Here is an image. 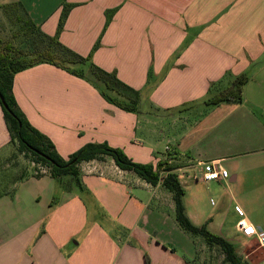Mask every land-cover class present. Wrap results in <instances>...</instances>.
I'll return each mask as SVG.
<instances>
[{"label":"crops","instance_id":"obj_1","mask_svg":"<svg viewBox=\"0 0 264 264\" xmlns=\"http://www.w3.org/2000/svg\"><path fill=\"white\" fill-rule=\"evenodd\" d=\"M16 1L49 36L71 6L58 40L92 52L95 65L140 94L130 113L51 64L17 72L19 109L59 155L107 143L132 161L167 164L189 220L231 242L248 264H264V246L237 229L243 216L264 231V0H51L52 14L51 1ZM241 74L242 101L208 103ZM11 146L0 106V160ZM209 162L228 177L203 182ZM207 250L178 226L160 183L107 157L80 163L78 182L29 173L0 192V264H208Z\"/></svg>","mask_w":264,"mask_h":264},{"label":"trees","instance_id":"obj_2","mask_svg":"<svg viewBox=\"0 0 264 264\" xmlns=\"http://www.w3.org/2000/svg\"><path fill=\"white\" fill-rule=\"evenodd\" d=\"M70 8L69 5L63 7L56 33L49 36L31 20L19 1L11 0L0 5L9 23L18 25V29L12 32V37L21 34L28 39L30 45L29 50H25L15 46L12 37L0 39V106L10 135V143L16 147L18 154L29 155L32 163L46 167L47 174L59 181L69 176L78 182L80 163L107 157L112 159L120 170L131 172L152 186L160 183L172 195L175 221L183 231L193 238H201L209 251L219 250L224 264H248L231 242L208 231L205 224L196 226L189 220L183 205L184 189L178 176L167 164L154 167L150 163L132 161L122 149L111 147L107 143H87L72 153L68 159H64L56 151L51 140L35 129L19 109L13 94L14 75L31 66L48 63L76 77L87 78L99 88L104 100L118 109L138 113L140 94L137 90L122 82L115 72L106 71L95 65L92 62V52L87 56L79 55L58 40V34L63 28ZM247 81L248 77L245 74L235 77L230 86L216 93L208 103L215 105L221 102L242 101V91ZM101 85L104 90L101 89Z\"/></svg>","mask_w":264,"mask_h":264},{"label":"rangeland","instance_id":"obj_3","mask_svg":"<svg viewBox=\"0 0 264 264\" xmlns=\"http://www.w3.org/2000/svg\"><path fill=\"white\" fill-rule=\"evenodd\" d=\"M3 1L4 0H0V5L3 3ZM47 1H51V0H47ZM56 1L53 2L51 1L49 6H47L46 8L50 14L54 13L55 8L52 7L55 5ZM17 29H18V25L13 24L11 22L9 23V21L3 14L2 10L0 9V39L1 40L10 39L12 37V32L14 30L16 31ZM12 40L15 46L21 47L25 50H29L30 48L29 41L23 35L19 34L16 37H12ZM96 45L98 47V43ZM27 60L29 59L27 58ZM84 80H86V82L90 83L94 88L100 91L99 88L96 87L91 82H89L87 78ZM101 86H102L101 89L104 90L103 85ZM147 126L149 127V125ZM146 130L149 131V128H146ZM32 162L33 160L29 155L18 154L16 151V147L12 145L10 152L7 154V156L0 160V192L5 191L8 185L14 183L15 181H18L19 179L26 177L29 173H31L32 175H36L33 173L36 171V164ZM208 202L209 205L213 207L214 197L213 196H211V198L209 197ZM211 213L212 216L215 218V212L213 213V211L211 210ZM98 218L101 219L103 217H101L100 214V217ZM247 240H252V239H247ZM207 252L208 254H206V263L224 264L219 250L214 249L211 252L207 250Z\"/></svg>","mask_w":264,"mask_h":264},{"label":"built area","instance_id":"obj_4","mask_svg":"<svg viewBox=\"0 0 264 264\" xmlns=\"http://www.w3.org/2000/svg\"><path fill=\"white\" fill-rule=\"evenodd\" d=\"M166 151H169V147H166ZM48 169L41 164H36L35 174H46ZM228 177V172L224 169L218 162H209L203 166L202 181H219L221 179H226ZM179 179V178H178ZM237 213L242 216V211L239 207H236ZM237 229L239 232L246 236H253L259 244V246H264V231H258L252 224L247 222V220L242 216L237 222Z\"/></svg>","mask_w":264,"mask_h":264},{"label":"water","instance_id":"obj_5","mask_svg":"<svg viewBox=\"0 0 264 264\" xmlns=\"http://www.w3.org/2000/svg\"><path fill=\"white\" fill-rule=\"evenodd\" d=\"M161 168V167H160Z\"/></svg>","mask_w":264,"mask_h":264}]
</instances>
